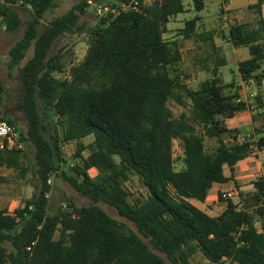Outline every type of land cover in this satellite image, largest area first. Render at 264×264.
Instances as JSON below:
<instances>
[{"label": "trees", "instance_id": "1", "mask_svg": "<svg viewBox=\"0 0 264 264\" xmlns=\"http://www.w3.org/2000/svg\"><path fill=\"white\" fill-rule=\"evenodd\" d=\"M89 1L99 2L80 0L44 30L40 26L57 0L0 3V27L8 33L21 28L20 9L31 17L6 62L9 71L20 73L26 130L20 132L12 116L0 120L16 127L21 143L35 147L36 166L32 197L14 214L0 208V264H192L198 256L206 264H264V181L255 183L257 192L242 205L227 200L216 217L192 203L204 202L215 183L228 181L226 167L248 157L255 145L264 148V137L223 139L229 133L225 119L247 109L236 83L221 78L225 57L216 51L212 78L193 89L182 77L178 41L164 37L171 19L185 12L184 0H138L127 9L122 3L133 0H109L91 28L80 21ZM205 1L193 0L195 10H203ZM249 9L259 16L256 22H236L226 35L235 47L249 49L251 58L238 64L246 82L263 75L264 0ZM197 23L187 21L180 36L197 35ZM84 32L88 49L80 63L66 47L53 53L63 35ZM171 101L182 108L179 115ZM89 137L93 143L87 145ZM205 137L216 138L218 146L208 150ZM175 139L184 149L180 171ZM72 144L77 150L70 161L65 149ZM25 156L16 148L0 149V167L24 177ZM131 175L146 190L145 200H130ZM54 177L90 204L70 203L50 213L48 182Z\"/></svg>", "mask_w": 264, "mask_h": 264}, {"label": "crops", "instance_id": "2", "mask_svg": "<svg viewBox=\"0 0 264 264\" xmlns=\"http://www.w3.org/2000/svg\"><path fill=\"white\" fill-rule=\"evenodd\" d=\"M255 3H257V0L252 4L239 6L236 10H234L229 4V0H206L204 9L196 11L193 0H191V4L189 6L185 3V12L178 14L170 21L171 23L173 21H177L179 18L183 19L184 27L181 28L182 30L185 28L187 21L195 18L198 19L197 35L192 38H184L183 36L178 35L177 37L170 39L177 40L180 45V52L182 56V77L185 79L189 87L193 89L198 88L205 80L212 78L209 70L213 67V60L216 51H220L222 57H225L227 65L229 64V60L226 56V50L230 46L232 47L236 71H233L232 77H229L226 72H223V69L227 66L226 65L220 70L222 73L221 78L226 84L233 82L236 83L239 91L238 93L240 95V99L238 101L245 102L247 109L243 112L237 113L232 118L225 119V125L229 130V133L223 137L226 143H232L234 141V135L237 136L238 140L244 136L252 135L255 142L264 137V62L260 71L263 73L262 77L258 80L250 79L252 81V85H246V81H243L238 71V64L251 58L249 49L247 47H235L226 37L229 28L219 20V12L221 8L226 7L225 9L231 11L230 14L237 23L253 24L256 21H242L241 17L242 14L248 12L256 15L254 10L249 9V7ZM191 7L193 10H190ZM188 14H192V16L189 17ZM170 23L167 26H169ZM241 48H247L250 57H248L246 51H240ZM187 68H189V70ZM199 75H205V77L202 80H199L196 87H192L189 82H191L192 78ZM208 141L209 143L206 142L205 139L208 150H211L209 147L215 148L218 146V140L216 138H208ZM208 144L210 145L209 147ZM176 145L180 149L178 155L175 154ZM173 150L174 157L180 156L179 160H181L184 156L183 143L181 140L175 139L173 141ZM177 164L176 170H182L183 164L181 162H179L178 165ZM4 168L7 167L2 166L0 167V170ZM225 176L228 178V181L224 183H215L204 202L196 200L192 201L195 206L210 216L216 217L225 211L227 207V200H223L221 198L223 192H236L238 196L233 201L239 205H242L248 196L257 192L255 183L260 180L264 181V148L259 149L255 145L252 153L248 157L237 163L233 168H225ZM258 227L261 229L260 224H258ZM198 258L201 257L198 256ZM203 261L205 260L203 259ZM205 263H207V261H205Z\"/></svg>", "mask_w": 264, "mask_h": 264}, {"label": "rangeland", "instance_id": "3", "mask_svg": "<svg viewBox=\"0 0 264 264\" xmlns=\"http://www.w3.org/2000/svg\"><path fill=\"white\" fill-rule=\"evenodd\" d=\"M3 0H0L2 2ZM80 0H57V7L48 12L45 15V19L40 26V30H44L46 26L50 24V22L58 16H62L66 12H68L74 5L79 3ZM109 0H99V2H93L90 4L87 9L85 15H83L80 19L81 22L86 24V27L91 28L95 26L98 22L100 14L97 13L98 9H101L103 5H105ZM187 6L191 4V0H184ZM256 2V0H229L230 6L236 10L239 6H244L248 4H252ZM144 3L150 5L152 0H144ZM226 8V7H225ZM190 10H193L191 7ZM23 19V24L19 31L15 34L8 33L4 30V27H0V118L3 115L12 116L18 123L17 127L20 132H24L26 130L27 121H26V112L22 107V93H23V84L21 81L19 71H9L6 66V62L8 59L9 50L17 43L18 40L23 36L24 31L27 28L28 22L31 17L30 14L24 10H19ZM193 14V13H192ZM192 14H188L189 17ZM220 14V12H219ZM231 16V14H229ZM232 17V16H231ZM258 15H254L253 13H245L242 14V21H256L258 19ZM233 18V17H232ZM222 22V20L219 18ZM184 27L183 19L179 18L177 21H173L167 26V32L164 37L167 40L180 36L181 28ZM66 47L67 50L73 51L72 61L74 64L80 63L86 53H87V35L84 33H67L59 38L53 46V53H56L61 48ZM240 51H246L248 57H250L247 48H241ZM29 55H32V51ZM226 56L229 60V64L223 69V72L229 77H232L233 71H236V67L234 64V55L232 53V47L230 46L226 50ZM189 70V68H187ZM68 73L64 75L67 77ZM205 75L195 76L191 79L189 84L192 87H196L199 83V80H202ZM169 106L173 110L176 115H179L182 112V108L176 104V102L171 101ZM2 121V120H0ZM206 142L209 143L208 138L205 137ZM87 145L93 143V138L89 137L84 140ZM214 144V143H213ZM23 151L26 153V156L21 160L22 168L27 169L28 172L23 177L21 176L20 170L15 169H1L0 170V207L5 208L7 212L15 213V210L22 207L24 202L30 199L34 193L33 182L36 180V166H35V147L30 142H23ZM210 145L208 144V147ZM209 149H213L210 148ZM77 150L76 144L67 145L65 149L66 157L68 160H72L74 153ZM179 147L176 145L175 154H179ZM89 150L85 151V155H88ZM179 164L180 156L175 157ZM177 164V165H178ZM93 175L96 172H92ZM48 184L51 186V192L49 194L50 200V213H55L59 208H69V204L73 203L77 207H82L89 205L90 202L81 196L67 181H65L62 177H54L51 179V182ZM128 189L131 191L130 200L132 202L138 200L143 201L147 197L146 190L141 186L140 181L135 175H131L130 180L126 183ZM99 206L103 208L110 216L116 218L120 221H125V219L121 218L116 209L99 203ZM133 228L134 226L130 224ZM192 264H206L202 258H194L192 260Z\"/></svg>", "mask_w": 264, "mask_h": 264}, {"label": "built area", "instance_id": "4", "mask_svg": "<svg viewBox=\"0 0 264 264\" xmlns=\"http://www.w3.org/2000/svg\"><path fill=\"white\" fill-rule=\"evenodd\" d=\"M90 4H92V1H89ZM134 5H138V0H133L130 4L126 5L125 3H122L123 8L127 9L129 7H133ZM108 8L105 9L107 11ZM98 14L103 13V9L97 10ZM219 18L222 20L223 24L230 28L232 25L236 23V21L229 15L227 12V9L224 8L222 12L219 14ZM246 85H252V81L249 80L246 82ZM247 138H250V135L242 137L239 141L240 142H246ZM14 148L18 150L23 149L22 143L19 141V133L15 126L10 125L9 123L5 121H0V149H7V150H13ZM51 180H49V183ZM238 194L234 191H228L223 192L221 195V198L224 200H234L237 198ZM30 249V248H29Z\"/></svg>", "mask_w": 264, "mask_h": 264}]
</instances>
